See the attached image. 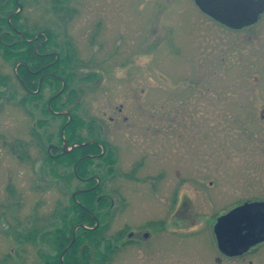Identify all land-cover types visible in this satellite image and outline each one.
<instances>
[{"label":"rangeland","instance_id":"rangeland-1","mask_svg":"<svg viewBox=\"0 0 264 264\" xmlns=\"http://www.w3.org/2000/svg\"><path fill=\"white\" fill-rule=\"evenodd\" d=\"M17 2L22 5L18 26L41 31L37 39L45 35L44 29H51L52 43L47 46L55 57L51 64L63 58L73 40L80 56L72 87L81 97L80 107L73 109L63 102L66 83L54 88L50 82L42 88V82L39 106L20 105L26 91L15 77L16 66L0 49V77L7 78L0 94V264H42L39 250L48 252V246L41 238L36 243L17 241L13 228H45L74 192L84 191L86 183L73 179L68 186L55 175L54 162L46 159V152L52 157L56 150L63 152L65 141L69 152L74 149L76 143L69 142L65 130L76 112L85 121L84 136L97 119L95 123L104 128L102 137L113 142L109 133L113 130L122 146L128 138L127 123L145 122L150 128L143 135L147 143L158 140L162 149L157 144L152 149L166 152L167 161L170 157L176 163L170 184L177 182V189L188 195L192 192L188 189L204 192L192 200L190 213H198L196 223L179 224V231L203 227L210 211L220 212L207 201L214 193H223L218 207L236 198L264 196V17L251 28L233 30L205 15L194 0H69L64 4L73 10L69 18L61 13L65 8L54 9V0ZM101 16H107V23L95 38L96 19ZM131 81L141 87L128 86ZM60 95L62 108L54 110L52 102ZM71 99L77 101V94ZM45 102L52 115L41 111ZM111 116L118 127L111 124ZM44 120L48 123L39 124ZM64 121L60 144L58 131ZM155 128L160 137L153 134ZM69 170L61 166L58 173ZM110 180L106 189L108 184L117 189L138 186L121 176ZM213 241L206 229L197 239L178 236L173 246L177 255L160 259L158 254L141 256L137 245L129 246L116 252L113 264H205L187 253L213 251ZM260 259L254 258L256 264Z\"/></svg>","mask_w":264,"mask_h":264},{"label":"flooded vegetation","instance_id":"flooded-vegetation-1","mask_svg":"<svg viewBox=\"0 0 264 264\" xmlns=\"http://www.w3.org/2000/svg\"><path fill=\"white\" fill-rule=\"evenodd\" d=\"M72 12L73 10L67 9L66 7L65 9L61 10L63 16L68 18L70 17L69 14ZM203 13L209 16L205 12ZM209 17L212 18L211 16ZM262 17H264V12L261 14L259 20L253 25L259 23L260 20L263 19ZM106 18L107 16H101L96 19L94 33L95 38L99 37V34L101 35L102 32L100 31L107 23ZM212 19L215 20L214 18ZM215 21L220 23L217 20ZM9 22H11V20ZM253 25L247 27L251 28ZM12 27L15 30H18L16 26L12 25ZM48 31L52 33L51 29H47L44 31V34H46ZM103 38L106 40L104 33ZM68 44L72 45V47L75 49V52H71L68 49L66 50V53L62 55L64 59L60 65V74H58V78L62 82V85L63 83H66V87L67 82L65 77L70 80V87L66 97L63 99V102L70 103V107L77 109L80 107L81 93L72 86L73 83L76 82L74 81V79L76 80L77 75L75 69L80 54L78 49L75 47L73 40L69 41ZM107 58L109 60L110 56ZM131 82H133V84H131ZM131 82L128 84V86H132L134 88L141 87L140 83L136 85L134 81ZM72 93L73 95L77 94V101H72ZM138 98H141L140 95ZM120 110L122 109L120 108ZM75 117L80 119L78 112L75 113ZM114 120L115 117L111 116L110 122L111 124H114L115 128L116 126L118 127V125L116 122H114ZM124 120L126 122L129 121V117L125 116ZM96 121L97 119L90 124L94 131L93 136L95 138H92L91 141H86L84 143H97V145L101 147L100 153H94L91 155L95 157V159L98 155L105 153L112 154L113 158L115 159L114 164L112 163L107 165L99 161V158H97V161H95L93 165L94 169L96 172H101V175L104 176V178L102 179L101 176L96 172L91 175L96 180L95 185L98 186L101 183L104 184L103 193L105 196H107L108 200L105 206L107 217L106 235L109 241L108 260L106 262L107 264H113L114 260L116 259L115 256L118 254L116 252H120L121 250L125 251L127 247L134 245H137V247L140 249L141 256L148 254L149 256H155L157 258L158 254L160 259L161 257L170 256L169 254L177 255V252L174 250L173 246L178 239V236L187 239H197V237L205 229L212 235L215 249L213 251H206L204 255L198 252L188 251L187 255L191 256L192 254V256L201 258L205 264H239V261L241 260L247 261L248 258H255L256 256L261 257L260 264L264 263V240L254 243L243 253L228 254L219 247L216 228L220 216L247 202H257L264 204V196L236 198L218 207L217 198L222 197L223 193H214L213 196L211 195L209 198H207V201L210 203L211 209H221L220 212L210 211V215L204 218L203 227L194 226L191 229L185 230V232L183 229L179 231V224L180 227H182V225H184L186 222H189L190 224L196 223L198 213H190V210L193 207L192 200H194L195 196L204 194V192H201V189H188L189 191L193 192H190L188 195L184 192L185 189H177V182L170 184L173 178L172 176L175 177L177 172L176 163H173L172 160H170V157L169 161H167V156H165L166 152H161V154H159L154 149H152L154 144H157L158 148L162 149L163 145L158 140L150 139L149 144L147 143L143 135H145V131L150 128L146 127L144 121L127 123L129 130L127 132L128 138L126 140L124 139L123 146L121 145L122 143H120L121 141L117 139L118 136L113 130H109V133L111 132L113 134V138H115L113 142L106 137H102V134H104V128L101 125L99 126L98 123H95ZM171 129L173 128L171 127ZM75 132L77 133V137H80L82 129L79 121L75 127ZM160 132L161 131L159 128H155L153 134L155 133L159 135L158 137H160ZM74 143H76L75 147H77L79 146L77 143L80 142L76 141ZM59 150L62 151V148ZM124 159L127 160V164H124ZM98 163H101L103 166H98ZM117 176L123 177V179L127 182L133 181L135 184L138 183V186L134 185L133 189H127L130 188V185L126 187V189H117L116 187H113L112 185L109 186L108 184L109 188L106 189V181L108 182V179L111 178L110 181L113 183L115 177L117 178ZM168 180L169 182H167ZM138 187L141 189H138ZM135 204L137 207L134 206ZM256 210L261 211V213L263 212V216L256 214L257 220L254 218L257 223V228L254 229L251 227L252 230L250 228V233H252L253 236V238H251L252 240L264 237V207H257ZM180 212L183 213L180 214ZM90 213L95 218L96 215L91 211ZM230 230L231 232H235V229ZM244 231L246 232L247 230ZM222 233L225 234V231ZM260 234L262 236H259ZM129 255L128 257H130ZM254 258L250 259L247 264H256V260H254Z\"/></svg>","mask_w":264,"mask_h":264},{"label":"trees","instance_id":"trees-1","mask_svg":"<svg viewBox=\"0 0 264 264\" xmlns=\"http://www.w3.org/2000/svg\"><path fill=\"white\" fill-rule=\"evenodd\" d=\"M69 0H54V9L65 8L64 4ZM19 8L16 0H0V49H4V59L10 61L16 66L15 77L26 94L21 97L20 105H33L39 106V103L43 100L42 90L38 91L40 79L42 80V88L47 83L53 82L54 88L61 83L58 77L46 75L47 70L59 73L60 65L63 58H60L55 63L53 55L48 54V44L52 43L53 34L49 31L47 35L49 39H46V34L37 39V35L41 31L29 32L27 29L18 26V20L20 19L21 12L15 13L11 18V22L8 21V17L16 12ZM56 11V10H55ZM12 25L16 26L18 30H15ZM3 27L9 30L2 29ZM47 29H44V31ZM23 35H21V33ZM39 45V46H38ZM38 48L36 49V47ZM69 51L75 52V49L71 44L68 46ZM45 65H48L44 68ZM46 75V76H44ZM87 78V77H86ZM67 82V88L70 86V80L65 77ZM7 78L0 77V94L1 88L6 86ZM51 84V85H52ZM59 89H56L58 92ZM55 92V93H56ZM61 96L55 98L52 102V108L54 110H60ZM38 103V104H37ZM45 114L52 115L53 111L49 109L47 103L43 104L41 109ZM78 121L80 122L81 129L85 126L83 118L77 119L73 114V119L67 125L65 134L69 139V142H86L91 141L93 136V129L88 125V135L84 136L81 132L80 137H77L75 127ZM48 123L47 120L40 121L39 124ZM65 121L60 125L58 131V142L62 143L61 129ZM35 134L38 136L37 129ZM52 136H48L51 139ZM52 140V139H51ZM25 143L23 142L22 145ZM17 144V146H22ZM55 157H52L46 152V159L54 162V173L65 181L68 186L71 185L73 179H78L84 183V191L77 195L75 200L72 196L68 205L59 207L56 213L53 215L54 222L48 226H52L50 230H44V227H33L32 230L18 231V228H13L15 231V239L19 242L33 241L41 238L43 242L48 246L50 251L46 252L44 249H40L39 253L43 259L42 264H62L61 254L64 249L70 244L73 239V232L77 225H80L76 231V240L65 252L63 257V264H106L108 260L109 241L107 239V225H106V202L107 196L104 192V184H99L96 188H93L96 184V180L91 175L95 173L94 162L99 161L104 164L110 165L115 163V159L112 154L105 153L95 157L91 156L94 153H100L101 147L97 143H86L82 146H77L68 153H64L61 150L54 151ZM61 166L70 169L65 174L58 173V169ZM98 166H103L98 163ZM53 171V170H52ZM78 173V174H77ZM103 179L104 176L101 172H96ZM77 190V187L75 188ZM93 212L100 220V225L97 228H92L96 225L95 218L90 213ZM82 224L90 227H82Z\"/></svg>","mask_w":264,"mask_h":264},{"label":"water","instance_id":"water-1","mask_svg":"<svg viewBox=\"0 0 264 264\" xmlns=\"http://www.w3.org/2000/svg\"><path fill=\"white\" fill-rule=\"evenodd\" d=\"M197 6L206 14L219 21L220 23L226 25L227 27L233 29H242L247 26L253 25L256 23L261 14L264 12V0H195ZM22 8V5L19 4V9L15 12L18 13ZM13 13V14H15ZM11 14L8 18V21L11 20L13 16ZM23 35L22 32H20ZM43 77L40 79V84L42 83ZM65 86V84H64ZM65 87H63L64 89ZM62 89V90H63ZM65 129V128H64ZM63 129V133H64ZM68 142H64L63 152H69L70 149H67ZM51 148V147H50ZM83 189H78L73 193L74 199H77V194L81 193ZM257 207H264V204L257 202H247L240 206H237L227 212L226 214L219 217L217 222V237L219 247L228 254H239L248 250L254 243L264 240V237L257 240H248L246 241L245 235L242 236L244 231L243 227V218L249 217L254 218L251 211L256 210ZM256 213V212H255ZM257 216L256 214H254ZM96 225L94 228L99 226V219L95 216ZM247 219V218H246ZM234 221V223H233ZM235 226L238 230L234 237L230 234V226ZM77 226L74 229V236L70 244L64 249L61 254V260L63 264V257L65 252L72 246L76 240V231ZM225 231V234L222 233ZM238 241V242H237ZM244 248V249H243ZM242 250V251H240Z\"/></svg>","mask_w":264,"mask_h":264},{"label":"bare ground","instance_id":"bare-ground-1","mask_svg":"<svg viewBox=\"0 0 264 264\" xmlns=\"http://www.w3.org/2000/svg\"><path fill=\"white\" fill-rule=\"evenodd\" d=\"M255 212H256V213H255ZM253 213H254V214H260V215L263 216V212L261 213V211H257V210H254V211H253V210H252V211H251V214H253ZM254 214H253V217L257 220V218H256L257 216H255ZM246 218H247V219H246ZM254 218L251 219V218H249V217H245V218L242 219V221L244 220V222H243L244 230H247L246 232H245V231L242 232V236L245 235V237H246L245 240H246V241L251 240V238H253L252 233H250V228H251V227H253L254 229L257 228V223H256V221L254 220ZM233 223H234V221H233ZM245 223L248 224V225H246ZM230 229H232V230L235 229V232H230V234L234 237V240H235V238H236V237H235V234L237 233V230H238V229H237L235 226H232V225L230 226ZM251 230H252V228H251ZM259 236H262V235L260 234ZM254 240H255V239H254ZM256 240H257V239H256ZM237 242H238V241H237Z\"/></svg>","mask_w":264,"mask_h":264}]
</instances>
